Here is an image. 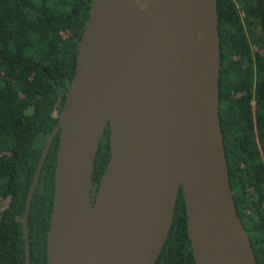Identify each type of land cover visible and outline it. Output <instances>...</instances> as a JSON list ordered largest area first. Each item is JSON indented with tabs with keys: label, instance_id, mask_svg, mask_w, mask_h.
Wrapping results in <instances>:
<instances>
[{
	"label": "water",
	"instance_id": "obj_1",
	"mask_svg": "<svg viewBox=\"0 0 264 264\" xmlns=\"http://www.w3.org/2000/svg\"><path fill=\"white\" fill-rule=\"evenodd\" d=\"M220 74L216 0H96L29 192L26 264L30 210L58 135L48 264H156L181 191L196 264H259L230 182Z\"/></svg>",
	"mask_w": 264,
	"mask_h": 264
},
{
	"label": "trees",
	"instance_id": "obj_2",
	"mask_svg": "<svg viewBox=\"0 0 264 264\" xmlns=\"http://www.w3.org/2000/svg\"><path fill=\"white\" fill-rule=\"evenodd\" d=\"M96 0H0V264H26L23 220L47 142L59 124L78 47ZM220 118L243 226L264 264L263 0H216ZM60 135L41 171L28 228L31 264H48ZM110 161L109 130L93 175L94 200ZM156 264H196L182 191Z\"/></svg>",
	"mask_w": 264,
	"mask_h": 264
}]
</instances>
